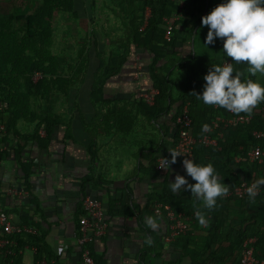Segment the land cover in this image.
<instances>
[{"label":"trees","instance_id":"trees-1","mask_svg":"<svg viewBox=\"0 0 264 264\" xmlns=\"http://www.w3.org/2000/svg\"><path fill=\"white\" fill-rule=\"evenodd\" d=\"M2 2L0 0V123L6 128L4 142L11 138L14 143L7 147L9 150L2 149L0 144V154H13L23 172L21 182L28 186L27 177L34 163L22 156L26 144L35 142L46 148L56 126L64 125L65 136L73 141L78 140L91 156H95L98 148L96 128L100 121L112 118L110 127L120 132L122 124L131 119L121 108L113 117L104 112L102 107L106 101L102 98V92L105 80L120 74L125 63L136 55H144L148 59L147 74L151 88L157 90L152 104L146 103L142 97L137 101L143 114L150 119L155 118L167 112L173 103L179 102L174 115L176 118L186 105L192 133L197 139L204 134L201 131L203 124L211 127V121L216 116L236 114L219 106L205 105L194 93L202 91L205 83L203 76L212 64L228 61L234 71L242 73V79L260 81L257 74H249L246 62L237 63L225 56L221 38H214L212 44H204L208 26H201V16L206 15L221 0H185L180 11L175 0ZM175 15L177 18L172 20L167 38V20L173 19ZM185 42L189 43V52L183 55L178 45ZM36 74L38 76L35 78ZM83 98H87L90 105L86 113L81 109L85 103ZM68 99L75 105L76 111L71 112L73 115L65 120L62 112ZM114 105L111 108H117ZM76 121L81 125L84 138L77 136ZM262 129L264 101L253 109L247 121L230 124L220 122L209 130L207 134L216 139V144L205 145L197 141L192 147L193 161L201 164L211 162L223 178L221 182L226 184L227 191H231L241 180L253 182L264 175V138H255L252 134L254 130ZM176 140L177 130L173 145ZM255 146L263 151L260 162L249 161L247 157V152ZM236 157L238 160H235ZM93 181L96 183L93 172L84 176L81 179L82 190L86 183ZM86 193L84 191L83 195ZM232 200L238 202V214L242 215L235 232L231 234L232 240L223 253L200 254L198 264H224L228 258H232L231 264H240L242 243L250 236L255 237L254 256L264 260V185L259 188L254 199L249 198L247 193L242 197L233 193L220 197L216 210L223 217L226 215L227 203ZM164 202L176 212L183 210V214L188 217L187 229L174 240L177 245L184 238V246L188 245L191 239L189 221L195 216L192 208L180 206L177 209L171 198H165ZM82 214L80 202L75 215L77 227ZM166 220L168 227L169 221ZM210 227H214V231L220 225L212 222ZM35 229L34 233L19 232L8 236L9 242H13L0 247V263L18 264L15 255L25 246L36 248V259L53 256L59 260L60 251L55 254L47 242L48 231L41 227ZM147 235L154 239L151 233ZM226 238L229 239V235L221 236L218 241L223 243ZM94 240L85 245L94 264H103L101 256L94 251ZM210 243L209 238L203 246V252L210 248ZM151 249L147 245L140 252L143 264H147L145 255ZM185 250L184 247L181 256L185 255ZM194 258L196 254L192 256ZM193 261L196 264V259ZM32 264H36V261Z\"/></svg>","mask_w":264,"mask_h":264},{"label":"crops","instance_id":"crops-1","mask_svg":"<svg viewBox=\"0 0 264 264\" xmlns=\"http://www.w3.org/2000/svg\"><path fill=\"white\" fill-rule=\"evenodd\" d=\"M188 46V42L178 45L183 55L189 52ZM147 63L148 59L144 55H136L125 63L120 74L105 80L102 98L106 102L103 103V111L113 117L121 108L131 119L122 124L118 133L110 127L112 118L100 121L96 128L98 148L95 156L87 152L84 144L65 136L66 126L57 125L46 148L30 142L22 151L23 158L34 163L27 177L28 186L21 182L23 172L13 154H0V208L15 224L47 230L48 244L55 254L57 251L61 253L59 260L53 256L36 259V248L25 246L16 253V263L84 264L75 237V215L84 191L98 197L105 208L106 230L93 241L94 251L101 256L103 264H143L140 252L147 245L152 247L149 254L145 255L147 264H193L194 259L198 264L200 254H219L227 249L232 240L231 234L235 232L242 216L238 214V202L229 201L223 217L216 207L224 194L217 197L216 206L209 211L203 207L202 200L191 195L190 190L185 188L178 193L170 190L168 182L174 181L177 174L184 175L189 183L195 182L185 170L179 168L177 160L164 171L155 168L157 158L169 156L168 149L173 147L176 134L174 115L179 102L173 103L167 112L155 118L150 119L143 114L136 103L141 98V91L152 87ZM83 101L86 104L83 102L81 109L86 113L90 105L87 98H83ZM112 104L117 105V108H111ZM73 111H76L75 105L68 99L62 112L65 120L73 115ZM121 115L126 120L122 112ZM75 130L77 136H84L78 121ZM13 143L11 138L5 142L4 136L0 139L2 149H7ZM92 172L96 183H86L82 190L81 179ZM165 198H171L177 209L180 206L184 209L190 207L194 214L201 211L208 220L206 225H201L195 216L190 219L191 239L187 248L184 238L176 245L174 240L178 235L168 237L166 217L153 210ZM147 216L157 220L158 229L153 230L145 224ZM212 222H217L220 227L213 231L214 227H210ZM149 233L154 239L147 235ZM224 235H229V239L226 238L223 243L218 241ZM209 238L210 248L203 252V246ZM64 245L66 249L61 251L60 247ZM184 247L187 250L181 256ZM194 254L196 258L192 259ZM231 261L232 258H228L224 264H231Z\"/></svg>","mask_w":264,"mask_h":264},{"label":"clouds","instance_id":"clouds-1","mask_svg":"<svg viewBox=\"0 0 264 264\" xmlns=\"http://www.w3.org/2000/svg\"><path fill=\"white\" fill-rule=\"evenodd\" d=\"M208 30L204 44L214 43V38L222 39V50L226 57L237 63L246 62L248 72L255 76L264 74V0H221L206 15L201 16V26ZM202 91L196 93L198 100L205 105H215L233 113L251 114L253 109L264 101V85L252 79H242V73L234 71L231 63L212 64L204 74ZM203 124L201 131H208ZM170 160L163 158L161 167L167 169L169 163H175L176 157L183 153L168 149ZM183 167L195 182L189 183L184 175L177 174L174 181L168 182L172 192L190 190L197 200L203 201V207L211 210L217 204V197L227 192L222 177L215 171L211 162L195 163L184 158ZM264 185V175L256 178L247 188V195L254 199L257 189ZM199 224L206 225L208 220L201 211L195 212ZM145 224L155 230L159 225L152 216L145 218Z\"/></svg>","mask_w":264,"mask_h":264},{"label":"built area","instance_id":"built-area-1","mask_svg":"<svg viewBox=\"0 0 264 264\" xmlns=\"http://www.w3.org/2000/svg\"><path fill=\"white\" fill-rule=\"evenodd\" d=\"M178 5V11L184 6L185 0H175ZM177 16L171 20H167L168 27L166 32V37H169V30L172 26V20L176 19ZM157 90L155 88L145 89L141 91L140 96L144 99V101L148 104H152L154 102V96ZM231 112V111H229ZM233 113V112H232ZM250 114H232L230 117L222 118L220 116H216L211 121V127L215 128L218 126L220 122H224V124L232 123V122H245L250 118ZM175 125L177 130V140L173 145L172 149L183 153L182 155H178L176 160L178 162V166L180 169L185 170L182 164V160L184 158L193 159L192 147L196 144L197 141L202 142L204 144H216L215 139H213L207 133L208 131H204V134L201 135L199 139H197L192 133L191 127V118L188 114L187 106H183L179 112V114L175 118ZM6 131L5 125L0 123V139L4 135ZM254 137L256 138H264V129L262 130H254L252 132ZM263 151L259 146L253 147L251 150L247 152V157L249 161H258L260 162L262 159ZM170 160L168 156H159L155 163L156 170L164 169L159 164L163 163V158ZM171 163H169L170 166ZM168 166V167H169ZM252 182L241 180L237 185H235L231 191H227L224 195L233 193L238 197H242L247 193V188L250 186ZM259 189H257V192ZM81 206L83 209V214L79 218V224L77 227V231L75 234L77 246L80 250V255L84 264H94L92 257L90 256L89 249L85 245L88 242H91L96 237L104 234L107 223L105 219V208L103 206L102 201L96 197L91 195L90 193H86L81 198ZM154 212L159 215H164L168 219V227L170 229L169 238H173L179 233L185 232L187 229L186 220L188 217L183 213L176 212L170 208V206L166 203H157L154 207ZM31 232L34 233L36 231L35 228L31 226H24L21 224L13 223L5 211L0 208V247L5 245L8 240V236L19 233V232ZM255 241L254 236L247 237L243 243L240 253V264H264V260L257 259L254 256V247L253 243ZM82 246V247H81ZM66 245L61 246L60 250L65 251Z\"/></svg>","mask_w":264,"mask_h":264},{"label":"rangeland","instance_id":"rangeland-1","mask_svg":"<svg viewBox=\"0 0 264 264\" xmlns=\"http://www.w3.org/2000/svg\"><path fill=\"white\" fill-rule=\"evenodd\" d=\"M3 2H6V0L4 1L3 0ZM2 2V3H3ZM112 21H114V20H111L110 22H112ZM204 28V27H203ZM204 30H205V28H204ZM204 30H201L202 32L204 31ZM38 75L36 74L34 77L36 78ZM257 77L260 79V81H259V83H264V74H260V73H257ZM144 126V125H143ZM118 133V132H117Z\"/></svg>","mask_w":264,"mask_h":264}]
</instances>
